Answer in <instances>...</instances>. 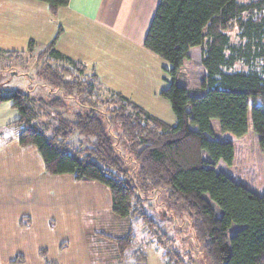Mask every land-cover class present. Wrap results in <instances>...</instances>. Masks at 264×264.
Segmentation results:
<instances>
[{"label":"trees","instance_id":"trees-1","mask_svg":"<svg viewBox=\"0 0 264 264\" xmlns=\"http://www.w3.org/2000/svg\"><path fill=\"white\" fill-rule=\"evenodd\" d=\"M37 1L54 15L70 0ZM59 33L37 57L48 94L9 90L0 83V103L9 102L18 115L11 122L19 130L18 143L38 150L48 174L105 186L112 213L140 220L150 233L155 222L142 209L141 191L165 190L174 204L183 205L211 264H264V194L215 168L219 161L232 164V140L247 132L249 110L264 152V70L255 67L264 61V0H159L143 45L170 65L169 83L159 95L170 104L173 124L113 90V106L101 110L92 99L97 76L80 78L85 67L55 49ZM34 47L30 40L26 52L5 54L17 57ZM194 48L202 77L200 92L192 95L176 78ZM237 62L247 69H234ZM69 100L78 107L72 119L65 114ZM212 119L228 140L215 137ZM102 235L123 258L118 261L146 264L147 254L135 246L130 225L121 237ZM180 257L170 250L161 254L164 264H183Z\"/></svg>","mask_w":264,"mask_h":264},{"label":"crops","instance_id":"crops-1","mask_svg":"<svg viewBox=\"0 0 264 264\" xmlns=\"http://www.w3.org/2000/svg\"><path fill=\"white\" fill-rule=\"evenodd\" d=\"M30 1L34 2L1 0L5 25L10 24L13 12L9 13L10 7L24 5L32 15L31 23L38 34L22 33V37H13L11 34L15 33L6 27L7 36L12 41L18 40L20 44L27 43L28 46L29 41L33 40L45 46L56 36L59 26L55 49L81 63L85 71L95 74L99 84H112L110 77L119 78L130 87L133 84L135 89L138 87L140 90L155 83L159 73L155 68L153 70L151 64L140 66L139 63H145L144 59L147 57H150L151 63L154 60L153 53L144 47L143 40L159 0H70L67 6L60 8L54 15L44 2ZM69 26L77 28L74 40L68 35ZM90 32H94V40L90 37ZM85 34L87 39L81 37ZM89 40L92 50L96 47V58L106 61L109 57L107 68L103 65L99 69L97 60L88 64L83 56L81 59L76 54L79 47L81 50L84 45L88 47ZM72 46L75 51H70ZM16 49L10 50L18 51ZM19 51L26 52L23 49ZM114 51L120 52L119 56ZM124 52L129 57H125ZM168 68L162 66L165 71ZM167 75L163 76L166 83L170 80ZM161 86L153 89L155 94L166 87ZM111 90L120 92L133 101L132 89L123 90L114 86ZM15 111L9 102L0 103V264H110L111 260L117 259L112 242L100 235L96 236L93 245H97L94 246L97 255L91 257L92 241L87 236L84 237L81 227L79 238L71 241L66 236H72V223L68 220L58 222L53 217V213L57 211L56 205L47 202L49 197L43 199V193L46 195L48 188L56 181L49 180L51 174L44 170L38 150L32 145L21 146L18 143L19 130L11 125L18 117ZM10 128L14 129L13 133Z\"/></svg>","mask_w":264,"mask_h":264},{"label":"rangeland","instance_id":"rangeland-1","mask_svg":"<svg viewBox=\"0 0 264 264\" xmlns=\"http://www.w3.org/2000/svg\"><path fill=\"white\" fill-rule=\"evenodd\" d=\"M23 2L28 3L34 1L23 0ZM1 5L2 2L0 0V49L2 51L0 53V83H3V87L9 90L28 91L32 95L41 96L48 94V91L44 90L45 88L42 87L44 80L41 78L39 73L40 61L37 58L39 53L43 50L44 46H41L42 44L35 41V47L31 53H22L17 57L5 54V51L10 49L17 48L16 50L18 51L22 49L27 50V43L20 44L18 40L12 41L9 39L7 36L8 28L15 33L12 35V32L9 31L13 37H18V35L21 36L22 33L24 35L27 33L38 35L35 32L36 30L34 24L31 23L32 15L26 10L24 5H20L19 7H10L8 10L9 13L13 12L10 16V24L7 26L4 24L2 14H5V12H3ZM59 29L60 28L58 26L56 33ZM76 31L77 28L74 26H69L67 29L68 35L72 40H74L77 35ZM229 34L231 40L233 42H237L238 39L236 31L231 30ZM89 35L93 38V40L96 37L94 32H90ZM81 37L87 39L86 34ZM90 42L91 40H89L88 47L84 45L82 50L81 47H79L76 54L79 55V58L83 56L84 60L88 64L94 62L93 60H97L99 69L102 68L103 65L107 68V64L109 63L107 59H109V57L107 58L106 56V61L96 58V47L92 50ZM69 49L70 51H75L73 46ZM119 53L120 52H115L118 56ZM124 56L129 57L125 52ZM120 58L122 57L120 56ZM153 59L152 63L150 57L144 59L145 63H139L140 66H149L151 64L153 70L155 68V70L159 73L153 85L150 83V85H147V88L140 90L138 87L135 89L133 84L131 85V88L127 82H122L119 78L114 79V77H110L109 79L113 82L112 84H99L100 86L97 85L95 91L93 92L92 99L97 102V106L103 111L112 107L113 105L110 103V101H112L110 90L114 86H118L123 90L132 89L133 101L139 103L153 115L169 121L170 123L175 122V117L169 102L161 97L159 92L155 94L153 90L155 87H160L162 83L164 86L168 85L169 81L168 83L163 81V76H165L167 72L162 69V66L168 68L170 65L167 61L157 55L153 54ZM198 59V50H192L190 52V59L184 62L176 78L177 83L184 84L188 88L189 93L192 95L198 94L201 88L200 80L202 77V70L198 64ZM58 64L60 66H64L63 68H70V66H68L65 62ZM246 67L247 66H245L242 62H237L234 65V69L242 70L247 69ZM255 67L258 70H264V61H257ZM88 69L90 68L88 67ZM144 70L146 71V67ZM73 73L78 75L75 71H73ZM83 75L84 77L80 76V78L90 76L91 73L85 71ZM66 78H70L69 75H67ZM66 109H68V112L65 111L66 116L72 119L71 112L77 110L78 107L72 100H69L67 102ZM247 120V132L240 138L232 140L234 145V159L232 164H226L223 161H219L215 168L216 171H223L251 191L263 195L264 152L260 150L257 142V136L251 128L250 110L248 112ZM211 126L215 137L218 140H228V138L221 133L217 119L211 120ZM10 131L13 133L14 129L10 128ZM44 174L46 175V173ZM49 176H51V178H55H50V181L54 182L55 180L56 182L48 188L49 190L46 192V195L43 193V199L49 197L47 202L56 205L57 211L53 213V217L56 218L58 222L68 220L72 223L74 230L72 236H66L67 239L76 241L80 236L79 228L81 227L80 229L84 231L85 235L82 236H87V238L92 241L90 245L91 251L93 252L91 253V257L97 255L94 250V246L97 245H93V240L96 236L101 234L100 236L103 237L102 234H107L119 237L126 233L128 226L130 225L135 235V246L143 248L147 254V264H164L163 259L161 258L162 260H160V256L164 250L176 252L179 256H181L179 259L183 261V264H211L209 259L202 254L199 247L200 243L194 238L190 220L185 213L183 205L181 203L174 204V202L168 198L165 190L153 193L141 191V196L143 198L142 209L149 214L155 222L153 227L154 229L152 230L153 232L150 233L140 220L120 219L112 213L110 194L105 186L92 181H74L70 174ZM235 228L236 226L231 230V232L235 231ZM158 243H162V245H159ZM114 254L115 257H120L117 252L115 253V251ZM118 260L119 259H113L109 262L110 264H128L126 262H120L123 260L121 257L120 261Z\"/></svg>","mask_w":264,"mask_h":264}]
</instances>
